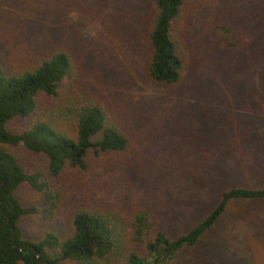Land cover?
<instances>
[{
	"label": "rangeland",
	"instance_id": "374dc122",
	"mask_svg": "<svg viewBox=\"0 0 264 264\" xmlns=\"http://www.w3.org/2000/svg\"><path fill=\"white\" fill-rule=\"evenodd\" d=\"M153 1L0 0V64L20 68L34 64L44 51L67 48L78 61L83 89L108 104L110 118L128 137L125 153L91 148L88 169L65 170L62 179L50 175L43 153L22 145L6 147L25 172L39 173L48 185L59 180L68 184L61 199L67 203L53 218L38 211L20 219L23 237L37 240L51 231L66 238L72 232V212L85 205L116 209L125 220L126 236L131 230L128 212L141 210L172 234L184 231L217 201L215 187L210 191L205 184L200 198L190 200L188 192L195 185L179 176L180 169L196 165L195 156L204 152L211 158L205 166L223 171L221 186H264V0L186 3L177 24L199 51L192 59L193 73L186 72L177 88L146 81L137 65L144 63L143 36L136 62H121V38L131 28L141 32L149 25ZM169 113L172 122L166 119ZM28 121L15 117L6 129L20 130ZM14 196L23 206L38 204L39 194L27 181L16 187ZM218 233L226 234L219 252L223 264H264V201L231 202ZM207 242L203 247L210 250Z\"/></svg>",
	"mask_w": 264,
	"mask_h": 264
},
{
	"label": "trees",
	"instance_id": "16d2710c",
	"mask_svg": "<svg viewBox=\"0 0 264 264\" xmlns=\"http://www.w3.org/2000/svg\"><path fill=\"white\" fill-rule=\"evenodd\" d=\"M188 1L191 0H154L149 25L141 32L131 28L121 38V62L130 66L140 54L143 36L144 50L140 57L144 63L137 65L142 67L150 85L177 88L187 77L186 72L192 74L195 69L196 62L192 59L199 50L183 38L177 24ZM77 65L73 54L63 47L44 51L34 64L20 68L0 64V264H60L62 261L197 264L208 260L223 264L219 252L223 250L226 234H219L218 226L224 212L231 202L264 201V186H221L223 171H217L210 164L205 166L206 159L211 160L206 152L195 156L197 164L193 167L190 164L186 171L180 169L179 176L195 185L188 192L190 200L200 198L199 190L205 184L210 191L215 187L217 201L206 215L184 231L172 234L165 225L150 220L147 211L141 210L128 212L131 230L126 236L122 233L124 219L116 209L85 205L72 212V232L66 238L51 231L37 240L23 237L20 219L38 211L53 218L67 203L61 199L68 184L66 180H59L53 186L48 185L39 173L25 172L6 147L22 145L32 152L43 153L48 159V172L57 179L60 176L62 179L65 170L85 172L91 148L97 153L123 154L128 150V137L121 125L110 118L108 104L83 89ZM172 114L167 115L168 122H172ZM15 117L29 121L24 128L9 132L6 124ZM96 135L99 139L93 140ZM201 162L204 170L200 168ZM23 181L39 194L37 205L23 206L15 198V189ZM182 223L183 219L176 224ZM206 242L210 250L203 247Z\"/></svg>",
	"mask_w": 264,
	"mask_h": 264
}]
</instances>
